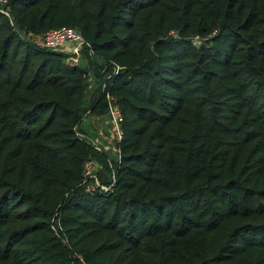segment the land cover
Wrapping results in <instances>:
<instances>
[{"label": "trees", "instance_id": "trees-1", "mask_svg": "<svg viewBox=\"0 0 264 264\" xmlns=\"http://www.w3.org/2000/svg\"><path fill=\"white\" fill-rule=\"evenodd\" d=\"M0 264H264V0L0 2Z\"/></svg>", "mask_w": 264, "mask_h": 264}, {"label": "built area", "instance_id": "built-area-1", "mask_svg": "<svg viewBox=\"0 0 264 264\" xmlns=\"http://www.w3.org/2000/svg\"><path fill=\"white\" fill-rule=\"evenodd\" d=\"M4 2V0H0ZM4 11V9H2ZM4 13H7L4 11ZM30 38L40 46H46L52 49H57L68 53L66 57V62L69 64H78L80 61V56L82 49L89 45V43L84 39L79 30L71 26H61L49 29L43 34H32L29 35ZM90 51V50H89ZM91 52V51H90ZM118 66L115 67V72L118 71ZM107 110L105 112L106 120L110 124V135L107 137H102L113 143V148L117 151V142L121 139V119L122 113L116 98L110 93L105 94ZM103 131H100L102 133ZM85 175L88 178L94 179L95 183L98 184V179L96 171L99 169V165L96 161L91 158L87 159L85 162ZM102 186V185H101ZM107 188L106 186H102Z\"/></svg>", "mask_w": 264, "mask_h": 264}, {"label": "rangeland", "instance_id": "rangeland-1", "mask_svg": "<svg viewBox=\"0 0 264 264\" xmlns=\"http://www.w3.org/2000/svg\"><path fill=\"white\" fill-rule=\"evenodd\" d=\"M86 60H87L86 57H84L83 54L81 53L80 61L79 62H81V64H84L88 68V70H89V68H91V64L88 61L86 62ZM90 80H91V78H90ZM87 115H89L88 112H86L84 116H87ZM102 119L103 120L106 119V115L105 114H104V116H102ZM86 122H87V120L81 122L82 127H84V125H85ZM94 122L90 119V122L88 124H86L87 127H85L84 128V131L83 132H80L79 134L82 135V136H84V138L87 141H89L90 143H92L94 145V147L96 149H99V150H101L99 145H103V144H106L107 143L106 144V148H104V152L107 153L106 155L110 159V158H112V157H114L116 155L115 150L113 148L114 145H113V143L111 141H108V140H106V139L103 138V137H107L108 138V136L110 135V131H109L110 130V124L106 121L105 122V126H106V129L107 130L106 131H103L102 133H100V131H102V130H99V127L100 126H97V127L94 126L95 125ZM102 123H103V121H102ZM98 131H99L100 134L98 133ZM102 140H104V141H102ZM92 160L96 161L95 159H92ZM96 162L98 164V161H96Z\"/></svg>", "mask_w": 264, "mask_h": 264}, {"label": "crops", "instance_id": "crops-1", "mask_svg": "<svg viewBox=\"0 0 264 264\" xmlns=\"http://www.w3.org/2000/svg\"><path fill=\"white\" fill-rule=\"evenodd\" d=\"M90 87L92 86V83L89 85ZM102 116H104V114H101V115H97V114H89V115H87V116H83L82 117V121L81 122H83V121H85V120H87V122L85 123V125H84V127H82V125H81V123H80V126H81V129L83 128H85V127H87V125L86 124H88L89 122H90V119L95 123V125L94 126H100L99 127V130H102V131H106L107 129H106V126H105V122L107 121L106 119H102ZM107 118V117H106ZM102 121H103V123H102ZM98 133H99V131H98ZM100 134V133H99ZM102 141H104V140H102ZM107 144V143H106ZM106 144H103V145H99L100 146V149L101 150H103L104 151V148H106ZM103 146V147H102Z\"/></svg>", "mask_w": 264, "mask_h": 264}]
</instances>
